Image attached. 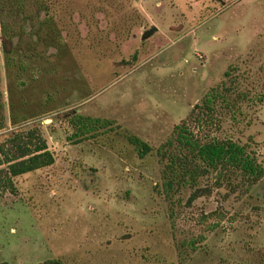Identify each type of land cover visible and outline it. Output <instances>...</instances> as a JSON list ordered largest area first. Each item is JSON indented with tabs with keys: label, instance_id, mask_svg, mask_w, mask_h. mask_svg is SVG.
<instances>
[{
	"label": "rangeland",
	"instance_id": "obj_1",
	"mask_svg": "<svg viewBox=\"0 0 264 264\" xmlns=\"http://www.w3.org/2000/svg\"><path fill=\"white\" fill-rule=\"evenodd\" d=\"M43 1V34L65 50L17 38L6 56L0 30V143L38 128L54 157L0 189V263L264 264V175L246 190L208 173L166 194L157 155L187 121L264 169V0ZM213 90L212 112L188 120ZM75 115L114 130L81 140ZM196 187L209 193L188 204Z\"/></svg>",
	"mask_w": 264,
	"mask_h": 264
},
{
	"label": "trees",
	"instance_id": "obj_2",
	"mask_svg": "<svg viewBox=\"0 0 264 264\" xmlns=\"http://www.w3.org/2000/svg\"><path fill=\"white\" fill-rule=\"evenodd\" d=\"M29 5L36 6V15L30 11ZM49 7L43 0H0V30L1 47L4 55H11L15 49L16 39L35 38L34 41L43 43L46 49L65 50V43L59 32L53 36L44 35L42 23L51 18L47 15ZM44 13L45 17H40ZM226 75H228L226 73ZM217 94L205 95L202 106L196 105L188 120L194 115L210 113L213 110ZM24 103V102H23ZM22 103V104H23ZM25 106L19 103L18 108ZM0 102V130L5 127V116ZM15 118L12 112V119ZM22 118V117H21ZM24 119V117L22 118ZM113 123L99 118L74 116V126L77 135L84 139H94L103 132L114 130ZM174 137L167 139L157 149V155L163 164V189L166 194L172 191L174 185L179 188H193L208 173L216 174V184L224 182L235 187L244 185L246 190L254 186L264 175L262 165L246 150V147L230 139H198L187 125V121L176 125ZM126 141L132 145L138 157L143 158L152 148L134 135H126ZM54 163L53 154L48 150L45 140L38 128L17 131L0 143V189L13 190V178L51 166ZM209 193L206 187H196L188 197V204L193 200ZM0 264H7L2 262ZM38 264H64L60 259H50Z\"/></svg>",
	"mask_w": 264,
	"mask_h": 264
},
{
	"label": "water",
	"instance_id": "obj_3",
	"mask_svg": "<svg viewBox=\"0 0 264 264\" xmlns=\"http://www.w3.org/2000/svg\"><path fill=\"white\" fill-rule=\"evenodd\" d=\"M156 30H157V29H156L155 27H153V28L147 30L146 33H145L144 38H146L147 36H149L150 34H152L153 32H155Z\"/></svg>",
	"mask_w": 264,
	"mask_h": 264
}]
</instances>
